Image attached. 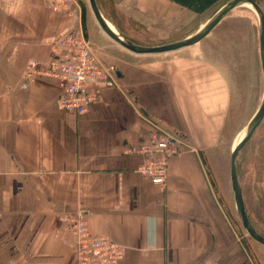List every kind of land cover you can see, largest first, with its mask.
Segmentation results:
<instances>
[{
  "label": "crops",
  "instance_id": "crops-1",
  "mask_svg": "<svg viewBox=\"0 0 264 264\" xmlns=\"http://www.w3.org/2000/svg\"><path fill=\"white\" fill-rule=\"evenodd\" d=\"M74 1L68 15L48 0H0V264H78L59 220L78 210L91 233L127 248L119 264H259L203 164L213 135L198 126L208 121L197 69L188 74L181 60L149 67L137 57L152 55L107 43ZM81 31L120 77L95 83L96 102L78 115L56 104L57 80L28 83L23 75L28 62H49L62 39ZM154 121L187 138L165 187L135 172L144 157L124 152L149 136Z\"/></svg>",
  "mask_w": 264,
  "mask_h": 264
},
{
  "label": "rangeland",
  "instance_id": "rangeland-1",
  "mask_svg": "<svg viewBox=\"0 0 264 264\" xmlns=\"http://www.w3.org/2000/svg\"><path fill=\"white\" fill-rule=\"evenodd\" d=\"M228 1L97 0V3L107 20L125 38L144 46H158L193 35ZM255 1L264 11V0ZM81 2L85 17L100 32L89 1ZM258 28L253 9L240 7L198 44L176 52L137 58L147 59L153 65L149 67L181 60L182 69L188 74L197 69L199 109L205 112L204 120L208 121L204 127L198 126L213 135L202 152L207 176L232 226L258 263L264 264V246L255 242L239 221L230 176L232 149L264 95ZM105 41L122 49L110 40ZM190 61L195 64L192 62L189 66ZM201 116L198 115L196 121L201 120ZM237 171L247 215L264 236V120L240 151Z\"/></svg>",
  "mask_w": 264,
  "mask_h": 264
},
{
  "label": "built area",
  "instance_id": "built-area-1",
  "mask_svg": "<svg viewBox=\"0 0 264 264\" xmlns=\"http://www.w3.org/2000/svg\"><path fill=\"white\" fill-rule=\"evenodd\" d=\"M54 12L72 14L74 0H48ZM112 69L103 65L84 33L68 35L54 48L49 62L32 60L26 65L23 78L28 83L39 77L57 80L60 95L56 104L63 110L82 115L96 102L93 86L97 82L115 83ZM181 143L170 133L153 124L149 136L140 144L125 149L126 154L144 157L135 170L150 183L165 187L171 159L180 152ZM184 145V144H183ZM74 240L78 264H119L127 248L108 236L95 235L88 227L83 211L66 212L59 218ZM202 264H216L205 261Z\"/></svg>",
  "mask_w": 264,
  "mask_h": 264
},
{
  "label": "water",
  "instance_id": "water-1",
  "mask_svg": "<svg viewBox=\"0 0 264 264\" xmlns=\"http://www.w3.org/2000/svg\"><path fill=\"white\" fill-rule=\"evenodd\" d=\"M88 1L93 17L99 28L102 30V32L112 41L118 44L120 47L136 55L167 54L198 44L204 38H206L233 10L245 5H249L253 9L254 13L257 15L258 18L259 57L261 62L262 73L264 76V11L255 0H229L216 12V14L203 27H201L193 35L176 42L158 45V46H144V45L136 44L130 41L129 39L125 38L120 32H118L117 29L115 30L113 28V25H111V23L103 15L101 9L99 8L97 0H88ZM104 66L114 71L115 74L112 73V75L116 82L117 81L116 79L120 77V73L118 72V70L115 67H113L114 65H108V66L104 65ZM263 120H264V95L257 112L254 114V116L251 118V120L248 122V124L244 129L245 130L244 136L238 142V144L233 147L230 157L231 187L234 193V200L236 204V211L239 221L242 227L248 233V235L253 240H255L256 242L262 245H264V236L261 235L255 229L246 212L242 188L238 177L237 159L240 151L250 141L256 129L259 127V125L262 123ZM156 124L161 128V126L158 123ZM166 132L170 133L179 141L187 143V138L183 133H179L176 131L173 132L168 130H166Z\"/></svg>",
  "mask_w": 264,
  "mask_h": 264
},
{
  "label": "bare ground",
  "instance_id": "bare-ground-1",
  "mask_svg": "<svg viewBox=\"0 0 264 264\" xmlns=\"http://www.w3.org/2000/svg\"><path fill=\"white\" fill-rule=\"evenodd\" d=\"M242 7H248V8H251L249 5H245V6H242ZM252 9V8H251ZM114 28V27H113ZM115 29V28H114ZM116 30V29H115ZM113 74H115L114 73V71L112 72ZM244 133H245V131H244ZM244 133L242 134V136L238 139V141L236 142V145L238 144V142L242 139V137L244 136Z\"/></svg>",
  "mask_w": 264,
  "mask_h": 264
}]
</instances>
